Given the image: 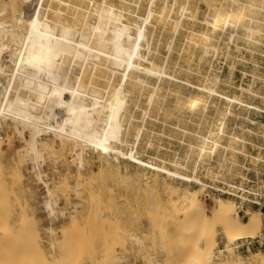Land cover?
Returning <instances> with one entry per match:
<instances>
[{
  "label": "bare ground",
  "instance_id": "obj_1",
  "mask_svg": "<svg viewBox=\"0 0 264 264\" xmlns=\"http://www.w3.org/2000/svg\"><path fill=\"white\" fill-rule=\"evenodd\" d=\"M196 1L198 0H146L148 7L146 16L143 18L134 16L136 17L134 19L127 12L132 4L130 0H5L0 11V41L3 43L0 45V132L7 125L13 127L16 135L26 142V156L37 167L42 163L43 152L51 151V146L42 140L44 135L51 133L53 139L60 144V149L65 151L71 148L75 152L79 170L86 166L84 152L91 150L103 160V165H109L113 160L117 164L116 160L122 159L136 165L139 170L149 171L154 177L153 183L163 187L167 199L165 205L162 202L163 205L156 208L166 214L172 226L178 225L176 228L179 230L178 238H175L177 243L171 240L173 242L170 244H179L182 259H185L186 264H264V254L253 253L247 257L236 254L239 242L258 239L257 235L264 229V211L248 212L243 220L237 212L238 204L235 199L218 197L208 213L200 198V192L207 187L206 182L200 177L201 173H205L206 179L220 180L222 172L232 170L238 156L249 159L250 164H254L255 167L260 164L264 166V144H254L245 137L246 134L260 137V133L242 125H238L239 132L228 127L230 119L239 121L243 118L255 125L256 122L250 118V114L264 115V108L247 103L236 96L230 97L226 92H219L215 87L220 82L218 77L211 78L208 74L206 76L202 68L196 70L190 67L187 68L188 80L180 77L173 79L177 80L176 86L185 85L191 91L185 94L180 93L181 90L180 92L174 90L173 103L176 107L191 110L193 118L199 120H206L210 109H216L214 121L209 123L207 131L196 135L198 144L189 146V154L194 156L191 168L188 166L191 160L183 163L181 162L183 159L180 161V158L174 159L170 167L158 164L155 160L150 162L143 160L138 153L139 148L141 151V147L138 146L143 128L135 133L136 140L129 148V152L120 148L122 145L129 146L131 130L130 121L127 122L126 118L130 104L138 101L143 95L149 107L158 105L161 101L160 89L152 88L150 85L154 79L161 81L164 76H168L166 67L160 66L154 57L151 58L155 33L177 34L185 27L184 20L194 8ZM206 1L215 2L209 5L207 3L214 15L211 20H204L207 25L206 31L198 32L195 28L198 20L192 18L193 28L187 38L190 47L195 49L193 55L198 56L200 62L211 53L215 57L223 46L229 47L240 39L252 47L253 51L258 48L264 51V0ZM179 2L181 6L176 16H173ZM159 5L162 7L157 10ZM7 19L9 21H6ZM9 45L15 50L10 60L4 61L5 50L11 49ZM169 45L172 46V43ZM117 75L119 78L116 80ZM194 75L199 76L197 80L199 82L206 77L207 82L202 84L190 81V77ZM229 79L226 80L227 83ZM241 91L257 96L252 90L241 88ZM236 106L244 108L247 117L237 113ZM200 108L201 112L196 113ZM60 114L64 116L59 118ZM169 117L171 119L170 115ZM26 132L29 133L28 140L25 138ZM247 146L257 149L259 153L248 154ZM219 154L217 170L213 171L209 168L211 161ZM43 176L44 174L39 172L37 177L44 183L48 198L53 199L49 183L43 181ZM183 184L187 185L186 188H182ZM223 184L228 185L229 182L224 181ZM192 186L198 190H191ZM250 193L256 197H264V182L250 190ZM77 195L79 194H76V197ZM52 199L45 204L50 215L54 213ZM148 203H145L146 209L149 208ZM159 210L154 213L158 217ZM164 214L161 215L162 220H166L165 216L162 217ZM156 219L151 220V223L154 222L153 227L156 226ZM70 221L72 226L77 225L76 216ZM208 224L212 228L208 227ZM217 226L226 240L224 248L219 250L218 234L212 236L208 232L211 229L215 230ZM11 228L9 218L0 216V258L2 257L0 264H10L9 261H12L8 259L12 256L16 264L31 263L30 250L25 248L27 252L29 251L27 258L26 255L23 256L25 254L23 251L21 254L19 249L21 247H17L18 244H23L19 238L24 234L21 232L23 229L21 228L20 233L19 228L17 229L19 233L17 237L10 232ZM63 228L61 230H67ZM71 229L70 227V231H67L71 232ZM65 231L61 232L65 233L64 239ZM25 236L27 235L24 234L22 238L26 240ZM7 245H13L10 253L19 250L20 254H17L19 258L15 256L16 261L14 255L18 250L14 251V254H6L8 258H5L6 255L3 256V247ZM9 246L6 248L9 249ZM21 256L30 261L27 263Z\"/></svg>",
  "mask_w": 264,
  "mask_h": 264
},
{
  "label": "rangeland",
  "instance_id": "obj_2",
  "mask_svg": "<svg viewBox=\"0 0 264 264\" xmlns=\"http://www.w3.org/2000/svg\"><path fill=\"white\" fill-rule=\"evenodd\" d=\"M2 1L0 0V11L5 4V0ZM130 1H132V4L129 6V9H127L130 16L145 17L148 10L146 0L142 2L141 0ZM180 3L181 2L177 4L173 16H176L181 6ZM207 3L209 5L215 2L206 0L196 1L194 8L184 20L185 27L180 29L177 34L173 32L155 33L151 46L153 47L151 58L154 57L160 66L166 67L168 76H164L161 81L154 79L150 82L152 88L160 89L159 94L162 97L158 105L149 107L148 101L144 95L138 99L139 103L136 100L135 103L130 104V108H128V113L130 115L127 113L126 118L128 120H126L127 122H131H129L131 130L128 138L129 146H120L123 151L129 152V148H131L132 143L136 140L135 133L140 128H143L142 138L138 146V148L141 147V151L139 148L138 153L143 160L147 162L155 160L158 164H165L170 167L174 159L180 158V161L183 159L181 161L183 163L190 162L191 160L192 163L190 162L188 164L191 168L193 165L192 157L194 156L189 154V146L198 144L196 135L207 131L210 127L209 123L214 121L216 109H210L209 114L206 116V120H199V118H193L194 116L191 110L176 107L173 103L174 97L172 92L174 90L178 92L181 90L180 93L185 94H189L191 91L188 86H176L177 80L173 79L174 77H180L183 80H188L187 68L190 67L196 70L202 68L206 76L208 74L211 78L218 77L220 82L217 83L215 87L219 92H226L230 97L236 96L247 103L264 108V51L262 49L258 48L253 51L252 47H249L245 41L240 39L229 47L223 46L219 52L215 54V57L212 53L209 54L210 56L208 55L205 60L201 62L198 56L193 55L195 49L190 47L187 39L193 28L191 26L193 24L191 19L198 20V25L195 28L198 32L204 33L207 29L204 20H211L214 15L213 11L208 8L209 6ZM134 4L138 5L133 6ZM161 7L162 5H159L157 10H160ZM205 12H207V14ZM201 13H205L207 17L205 14L202 15ZM195 14L197 16H195ZM136 17H134V19H136ZM6 21H9V19ZM226 38L227 34L225 35V39ZM171 43L172 46L169 45ZM2 44V41H0V45ZM167 45H169V47ZM9 46L11 49L8 48L5 50L3 55L4 61L10 60V56L15 50V48L13 50L12 45ZM235 48L238 50L236 51ZM165 58L167 59L165 60ZM188 62L189 64H187ZM235 64L236 66H234ZM205 68H207V70ZM215 70L218 71L216 72ZM231 72H234L232 73L233 75ZM118 78L119 75L116 76V80ZM198 78L199 76L194 75V77H190V81L202 84L207 82L206 77V80L203 79L204 81L202 80V82L197 81ZM228 79L231 82L229 81L227 83ZM241 88L252 90L257 96L242 93ZM235 111L241 113L242 117H247L244 108L236 106ZM200 112L201 108L196 111L198 114ZM63 116V114H60L59 118ZM250 118L256 122L255 125L248 123L243 118L241 119L243 121L230 119L228 127L230 130L239 132L238 127L240 125L247 126L250 130L260 133V137H254L250 134H246L245 137L253 141L254 144H264V115L250 114ZM240 122L242 123L240 124ZM156 134L158 135L156 136ZM25 135V138L28 140L29 133L26 132ZM0 137H2V139H0L2 145V151H0V216L9 218V225L14 228L10 229L13 235H19L21 228L23 229L21 232L27 235L25 236L26 240L22 238L24 234L20 235H23L22 237L19 236L23 244L21 242L22 245L18 244L19 246L17 245V247H21L19 248L21 249V254L22 251L23 254L25 253L23 256H27L29 252H27L25 248L30 250L29 253H31V258L29 259H32V261L22 256L21 259L24 258L23 260H27V263L30 261L33 264H186L185 259H182L179 244H170L174 240L177 243L176 239L178 238L177 233L179 230L176 228L178 225L173 224L172 226L171 221L166 218V214L157 209L161 206L162 202L165 205L167 199L164 195L163 187L153 183L154 179L152 178L154 177L149 171L143 169L139 170L136 165L125 162L122 159L116 160L117 164H115V160H113L109 164L111 166L108 164L103 165V160L91 150L84 152V157L87 160L86 166L83 170H79L76 165L75 152H73L71 148L65 151L60 149V144L53 139L51 133L42 137V140L51 146V154L48 151L43 152V164L40 163L39 167H37L29 160L28 156H26V142L16 135L13 127L10 125L5 126L0 132ZM50 140L53 141V143H51ZM148 144L150 146H148ZM151 144H153L152 147ZM246 152L251 155H257L259 153L257 149L251 146H247ZM219 159L220 154L214 161H211L209 167L211 170H217L216 162ZM235 162L230 172H222L223 175L221 174L219 178L221 181L206 179L205 173H201L200 177L206 182L207 187L204 191L200 192V198L208 213L211 211L215 199L218 198L217 191L222 188L224 181L243 186L249 191L254 190L259 184L264 182L263 165L260 164L255 167L254 164H250L249 159L244 156H238ZM247 168H249L248 171ZM39 172H41L42 175L44 174L43 181L49 183L47 184L53 194V199L48 198L49 195L44 183L38 179L37 176ZM186 186L187 185L183 184L182 188H186ZM208 186L210 188H208ZM216 188L218 189L216 190ZM190 189L194 191L198 190L195 186L190 187ZM76 194H79L77 195L78 197H76ZM145 195L147 197H145ZM51 199L52 209L55 213H53V215H50V211L47 210L45 206L46 202ZM149 199L152 202L154 200L157 202H153L155 204L153 205ZM224 199L236 200V198L230 197H224ZM148 201L150 202L148 203ZM145 203L149 204L147 205V207L149 206L148 209H146ZM153 206L154 208L157 207L156 210ZM149 209H151V211ZM157 210H159L160 217L155 215ZM251 211H258V209L248 210L245 214L241 213L239 209L237 210L243 220H245L246 214ZM162 214H164L162 217L165 216L164 218H166V220L161 219ZM70 216L77 217V225L72 226L70 221L72 217L70 218ZM152 218H157L155 220L156 226L154 227V222H152L153 224L151 223V220L154 221ZM158 221L161 223L160 225ZM207 226L212 228L210 224ZM63 227L67 230H69L70 227L72 228L71 232L64 230L66 232L65 239V233H61L64 232L61 230ZM73 227L76 228L73 229ZM18 228L19 233L17 232ZM167 230L168 232H166ZM52 231L55 233H51ZM165 232L168 235L165 234ZM208 232H210L212 236L218 234V250L223 249L226 240L220 234V228L217 226L215 230L211 229ZM70 233L72 235H70ZM170 234L173 235L171 236ZM257 237L258 239L253 242L252 245L239 242L237 245L239 248L236 254H241L246 257L253 253L264 254V229ZM8 246L9 245L4 246L5 249L3 247V256L8 253L14 254V251L18 250L16 246H14L16 250L10 253L9 251L13 250L11 249L13 245L9 246V249L6 248ZM171 248L174 249L172 250ZM6 249H8L7 253H5ZM17 254H20L19 250L14 257L17 256ZM7 256L8 255H6L5 258H8ZM12 257L8 260L13 262L14 260ZM28 257L29 256H27V258ZM14 259L16 261L17 258L15 257ZM12 262L9 261L10 264H12ZM24 262L22 261V263ZM13 263L16 264L15 262Z\"/></svg>",
  "mask_w": 264,
  "mask_h": 264
},
{
  "label": "built area",
  "instance_id": "obj_3",
  "mask_svg": "<svg viewBox=\"0 0 264 264\" xmlns=\"http://www.w3.org/2000/svg\"><path fill=\"white\" fill-rule=\"evenodd\" d=\"M218 197L236 198L238 209L245 214L248 210L258 209L264 211V197L253 196L248 189L235 183L228 185L222 184V188L217 191ZM255 241H245L244 243L252 245Z\"/></svg>",
  "mask_w": 264,
  "mask_h": 264
}]
</instances>
